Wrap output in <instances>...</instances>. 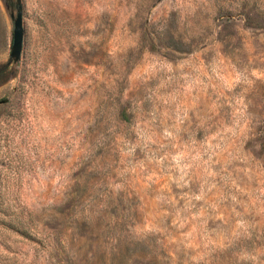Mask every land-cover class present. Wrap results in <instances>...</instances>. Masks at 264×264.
Instances as JSON below:
<instances>
[{
	"label": "rangeland",
	"instance_id": "374dc122",
	"mask_svg": "<svg viewBox=\"0 0 264 264\" xmlns=\"http://www.w3.org/2000/svg\"><path fill=\"white\" fill-rule=\"evenodd\" d=\"M0 0V264H264V0Z\"/></svg>",
	"mask_w": 264,
	"mask_h": 264
},
{
	"label": "water",
	"instance_id": "95a60500",
	"mask_svg": "<svg viewBox=\"0 0 264 264\" xmlns=\"http://www.w3.org/2000/svg\"><path fill=\"white\" fill-rule=\"evenodd\" d=\"M12 17V32L9 55L16 60L19 57L22 45V23H21V3L15 0V13H10Z\"/></svg>",
	"mask_w": 264,
	"mask_h": 264
}]
</instances>
